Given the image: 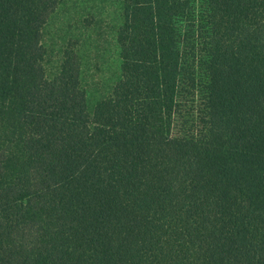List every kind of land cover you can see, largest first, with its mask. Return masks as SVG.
Returning a JSON list of instances; mask_svg holds the SVG:
<instances>
[{"label":"trees","instance_id":"1","mask_svg":"<svg viewBox=\"0 0 264 264\" xmlns=\"http://www.w3.org/2000/svg\"><path fill=\"white\" fill-rule=\"evenodd\" d=\"M71 1L0 0V264H264V0H111L101 94Z\"/></svg>","mask_w":264,"mask_h":264},{"label":"rangeland","instance_id":"2","mask_svg":"<svg viewBox=\"0 0 264 264\" xmlns=\"http://www.w3.org/2000/svg\"><path fill=\"white\" fill-rule=\"evenodd\" d=\"M95 1L86 0V5L83 4L87 8L85 10L77 7L79 1L76 6L73 0L67 2L49 24L47 42L57 45L66 44L68 40L76 42L82 55L84 82L90 91L101 94L102 88L105 90L106 85L111 83L110 78L116 67L112 45L109 43L110 30L116 22V16L113 1ZM79 25L84 31L78 29Z\"/></svg>","mask_w":264,"mask_h":264}]
</instances>
